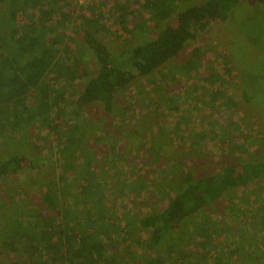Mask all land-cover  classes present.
Segmentation results:
<instances>
[{"label": "trees", "instance_id": "16d2710c", "mask_svg": "<svg viewBox=\"0 0 264 264\" xmlns=\"http://www.w3.org/2000/svg\"><path fill=\"white\" fill-rule=\"evenodd\" d=\"M241 1L208 0L176 13L178 0H146L141 8L151 14L156 37L128 44L117 56L99 38V33L109 29L98 8L91 7L89 16L88 11L78 12L76 18L71 0H0V133L10 129L6 146L12 149L0 156V185L8 189L6 199H0L3 249L29 254L40 264L44 260L45 264H187L189 259L198 261L196 255L200 252L204 253L202 260L215 257L214 264L234 260L235 250L228 249L222 240L229 228L217 226L202 213L215 204L223 207L231 191L264 180V160L232 163L222 172L207 175L195 167L180 172L177 166L170 175L162 165L167 155L156 152L159 146L155 145L151 162L161 173L162 180H156L155 185L159 186L160 201L166 202L165 207L153 208L146 214L141 211L145 208L139 209L133 203V208L126 210L123 198L131 190L134 197L138 196L136 179L130 182L122 172L117 178L125 183L119 186L121 182L110 176L111 168L117 173L120 170L113 160L118 151L114 143L107 142L112 138L103 133L96 136V141L106 139L108 150L101 156L110 167H92L98 160V151L82 143L87 127L82 122L80 126V120L91 105L100 104L108 114L114 113L117 95L139 80H144L137 93L140 98L145 81L165 80V69H181L174 62L185 54L197 34L226 21ZM108 12L116 16L123 38L129 36L122 41L135 37L139 30L146 35L143 23L133 21L137 15L129 6L117 1ZM72 21L79 25L83 46L97 59L96 75L86 66L81 67L85 61L78 55V48L65 41L66 32L60 33ZM192 57L197 61H186L182 70L198 67L199 50H194ZM205 79L221 85L226 82L220 76ZM82 80L85 82L79 91L74 84ZM212 94L214 99L221 97L219 92ZM130 109L136 110L134 106L121 110L125 121ZM67 111L72 117L63 127L59 121ZM213 125L210 122L211 128ZM30 126L45 130L42 137L54 138V155L62 171L57 178L53 173L48 178L43 176L42 155L28 154L32 139L25 131ZM197 153L202 156L201 151ZM24 172L30 176L25 181L28 189L18 188V198L11 183ZM31 186L40 193L36 206ZM143 191H149L147 185ZM68 197L74 201L75 210L63 208ZM29 205L35 206L37 212ZM23 212L27 214L21 216ZM198 219L205 224L203 231L197 230ZM26 228L33 233H26ZM195 238L200 240L196 242Z\"/></svg>", "mask_w": 264, "mask_h": 264}, {"label": "rangeland", "instance_id": "374dc122", "mask_svg": "<svg viewBox=\"0 0 264 264\" xmlns=\"http://www.w3.org/2000/svg\"><path fill=\"white\" fill-rule=\"evenodd\" d=\"M117 1L129 6L133 14L137 15L133 21L143 23L146 35L139 30L135 37H130L128 43L122 41L129 36L123 38L116 16L108 12L112 4ZM145 1L91 0L90 3L81 5L79 0H71V8L76 9L74 11L76 18L78 12L83 10L89 12L91 7L98 8L99 13H104L102 21L109 30L99 33V38L110 47L114 55L120 56L127 49L128 44H138L157 35L151 14L141 8ZM206 1L208 0H178L180 4L176 13ZM104 4L107 7L103 6ZM78 26L72 21L65 29H60V33L66 32L65 41L71 42L72 47L78 48V55L85 61L81 67L86 66L90 73L96 75L97 59L86 46H83L82 33H79ZM194 50H199L201 62L196 64L198 67L195 70H182L186 61L195 62V57H192ZM174 65L181 69L172 67L165 69L163 71L166 75L165 80L153 78V81H145V91L140 98L137 93L140 92L139 88H142L144 81L142 79L119 93L115 100L114 113L108 114L99 104L91 105L81 114L80 126L82 122L87 127L82 143L98 151L96 155L98 160L92 167L102 166L105 169L110 167L108 160H104L101 156L102 152L108 150L106 139L105 141H102V138L97 139L100 143L96 141V136L103 133L112 138L107 142L114 143L118 151L113 160L117 162V168L120 170L117 173L111 168L110 176L113 175L115 181L121 182L119 186L125 183L122 182L123 179L117 178L122 172L123 177L129 178L130 182H135L136 179L138 196L134 197L131 190L128 196L123 198L126 210H131L133 203L137 204L139 209L145 208L141 211L146 214L153 208L164 209L166 202L160 201L161 191L158 189L159 186L155 185L156 180L157 182L162 180L161 173L155 171L157 167L151 162L156 152L167 155V162L164 161L162 165L164 169L168 168L167 172L170 175L177 166L180 172L182 169L186 171L195 167L197 172L207 175L222 172L232 163L264 160V0H242L226 21L217 22L204 33H198L185 54L181 55ZM217 76L226 78L225 84L207 82L205 79ZM84 82L85 80H82L74 86L81 91L80 86H83ZM215 92H219L221 97L214 99L212 93ZM69 96L72 97L71 90ZM133 106L136 110H128L129 116L126 118L129 122L125 121L121 110ZM71 117L70 111H67L59 121L61 126L64 127L67 120L71 121ZM85 118H88V121ZM210 122L214 123V127H210ZM39 129L37 126L26 129L25 135L32 139L31 150L27 152L33 157L43 156L44 177L48 178L53 173L57 178L62 171L55 157L57 149H54V138L51 140L47 139V136L42 137L46 131ZM9 135L10 129L0 133V156L3 155V151L12 152V149L6 146ZM155 145L159 147L153 152L152 147ZM198 150L202 152V156L197 153ZM28 176L29 174L24 172L12 181L11 186H14L16 197L20 196L17 194L18 188L28 189V184L25 182H28L29 179L26 180ZM68 177L72 178L70 174ZM146 185L148 192L143 191ZM30 189L34 194L32 197L36 206L39 204L36 202L40 197L39 190L33 186ZM7 191L6 185H0V199H6ZM149 192L152 194L149 195ZM73 202L68 197L63 203V208L75 210ZM29 206L35 210V206ZM222 206L215 204L213 209L208 207L202 214L208 215L209 220L217 223V226L229 228L227 234L222 236V240L228 244V249L235 250L234 260L230 264H264V180H257L248 186L231 191ZM119 208L121 205L117 209ZM22 211L31 213L28 209ZM27 213L23 212L20 215ZM198 220L200 223L197 224V230L203 231L205 224ZM29 228H26V233H33ZM196 240L198 242L200 238ZM2 243L1 239L0 263L40 264L36 257L31 258L29 254H16L3 249ZM189 245L191 246V242ZM201 254L203 256L204 253L200 252L196 255L198 261L189 259L187 264L215 263V257L206 256L207 258L202 260ZM44 262L45 260L41 264H45Z\"/></svg>", "mask_w": 264, "mask_h": 264}, {"label": "built area", "instance_id": "2783aa9c", "mask_svg": "<svg viewBox=\"0 0 264 264\" xmlns=\"http://www.w3.org/2000/svg\"><path fill=\"white\" fill-rule=\"evenodd\" d=\"M91 0H79L81 5H85L86 3H90Z\"/></svg>", "mask_w": 264, "mask_h": 264}]
</instances>
